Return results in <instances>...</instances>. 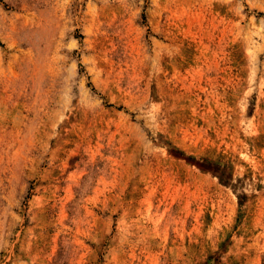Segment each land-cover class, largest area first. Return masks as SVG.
<instances>
[{"label": "rangeland", "instance_id": "obj_1", "mask_svg": "<svg viewBox=\"0 0 264 264\" xmlns=\"http://www.w3.org/2000/svg\"><path fill=\"white\" fill-rule=\"evenodd\" d=\"M0 264H264V0H0Z\"/></svg>", "mask_w": 264, "mask_h": 264}]
</instances>
